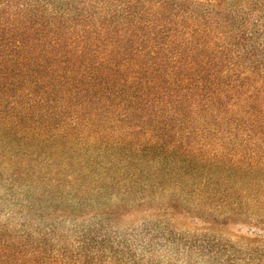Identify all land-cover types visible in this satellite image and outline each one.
Returning a JSON list of instances; mask_svg holds the SVG:
<instances>
[{"label":"trees","instance_id":"obj_1","mask_svg":"<svg viewBox=\"0 0 264 264\" xmlns=\"http://www.w3.org/2000/svg\"><path fill=\"white\" fill-rule=\"evenodd\" d=\"M239 18L0 0V264H264L263 236L217 233L264 205V20Z\"/></svg>","mask_w":264,"mask_h":264},{"label":"rangeland","instance_id":"obj_2","mask_svg":"<svg viewBox=\"0 0 264 264\" xmlns=\"http://www.w3.org/2000/svg\"><path fill=\"white\" fill-rule=\"evenodd\" d=\"M260 3V4H259ZM259 5V6H258ZM223 7L228 12H233L236 17H240L239 20H242L241 17L245 18L250 26L251 23H260L262 22V18L264 16V0H223ZM258 8L263 9L262 11L257 10ZM264 43V40H263ZM4 190L1 192L2 195H5ZM163 198V196H161ZM160 197V198H161ZM238 197H242L238 195ZM260 195L253 194V197L244 199V206L238 202L241 209L249 215L247 218H234L235 220H226L227 218L222 216L221 219L223 222L220 227L217 229L218 234H222L227 238L235 239L236 235H248V236H263L264 237V229L260 224H257L260 219L259 217H264V205H258L256 199H259ZM245 198V197H244ZM136 211V210H135ZM141 211V210H139ZM148 210H143L142 212H146ZM139 212H130L126 216L130 215L132 217L133 214H138ZM263 219V218H262ZM180 223L176 224L179 229H183L188 233H197L196 228L206 225L204 221L198 219L196 217H192L189 215L181 216ZM200 264H204L201 262Z\"/></svg>","mask_w":264,"mask_h":264}]
</instances>
